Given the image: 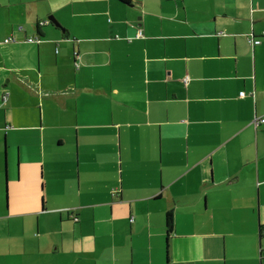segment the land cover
<instances>
[{"label": "crops", "instance_id": "1", "mask_svg": "<svg viewBox=\"0 0 264 264\" xmlns=\"http://www.w3.org/2000/svg\"><path fill=\"white\" fill-rule=\"evenodd\" d=\"M128 1L0 0V264H264V0Z\"/></svg>", "mask_w": 264, "mask_h": 264}, {"label": "built area", "instance_id": "2", "mask_svg": "<svg viewBox=\"0 0 264 264\" xmlns=\"http://www.w3.org/2000/svg\"><path fill=\"white\" fill-rule=\"evenodd\" d=\"M12 42H13V40L11 38L8 39V40H6V43L7 44L8 43H12ZM29 42L30 43H33V42H36V41L33 40V39H31ZM249 43L251 44V46L255 47V46L262 45L263 42H262V40L260 38L250 37L249 38ZM77 57H78V61L76 62V67L77 68H80V61H79L80 60V56L77 55ZM185 82L188 83L189 82V78H187L185 80ZM245 96H246L245 93H242L241 94V97H245ZM253 124L256 127V129H259L264 124V118H257V119H255L254 122H253ZM262 237H263V240L262 241H263V244H264V229H263V232H262ZM260 251H261V256H264V245L261 246V250Z\"/></svg>", "mask_w": 264, "mask_h": 264}, {"label": "trees", "instance_id": "3", "mask_svg": "<svg viewBox=\"0 0 264 264\" xmlns=\"http://www.w3.org/2000/svg\"><path fill=\"white\" fill-rule=\"evenodd\" d=\"M123 3L125 4H129L130 2L128 0H122ZM40 26H44V24H41ZM142 36V33L140 34ZM31 39L35 40L36 42H33V43H39L40 42V38H30L28 41H30ZM30 43V42H29ZM256 47V46H255ZM77 55H79L78 53H76V59L78 61V57ZM76 61V62H77ZM260 118H264V117H260ZM264 127V124L259 128H263ZM256 128V127H255ZM167 229H168V235L171 236L173 235L174 231H175V216L172 212H170L167 216ZM264 229V228H263ZM263 231V230H262ZM262 240H263V237H262Z\"/></svg>", "mask_w": 264, "mask_h": 264}, {"label": "water", "instance_id": "4", "mask_svg": "<svg viewBox=\"0 0 264 264\" xmlns=\"http://www.w3.org/2000/svg\"><path fill=\"white\" fill-rule=\"evenodd\" d=\"M50 21H51L53 24L57 25L58 27L62 28V26L60 25V23H58L57 20H55L54 18H50Z\"/></svg>", "mask_w": 264, "mask_h": 264}]
</instances>
